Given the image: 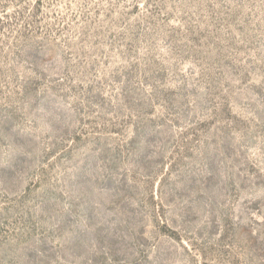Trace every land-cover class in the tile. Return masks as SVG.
I'll use <instances>...</instances> for the list:
<instances>
[{
  "label": "rangeland",
  "instance_id": "obj_1",
  "mask_svg": "<svg viewBox=\"0 0 264 264\" xmlns=\"http://www.w3.org/2000/svg\"><path fill=\"white\" fill-rule=\"evenodd\" d=\"M0 264H264V0H0Z\"/></svg>",
  "mask_w": 264,
  "mask_h": 264
}]
</instances>
